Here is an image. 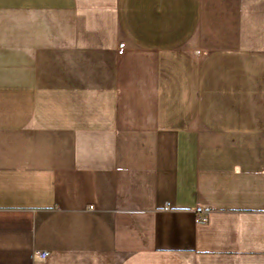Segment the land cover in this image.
I'll return each mask as SVG.
<instances>
[{
	"label": "crops",
	"instance_id": "0c3cea01",
	"mask_svg": "<svg viewBox=\"0 0 264 264\" xmlns=\"http://www.w3.org/2000/svg\"><path fill=\"white\" fill-rule=\"evenodd\" d=\"M0 264H264V0H0Z\"/></svg>",
	"mask_w": 264,
	"mask_h": 264
},
{
	"label": "built area",
	"instance_id": "2783aa9c",
	"mask_svg": "<svg viewBox=\"0 0 264 264\" xmlns=\"http://www.w3.org/2000/svg\"><path fill=\"white\" fill-rule=\"evenodd\" d=\"M210 211V207L204 204H196L193 207V219L195 222L203 221L206 217V214ZM38 256L45 257L47 251H37Z\"/></svg>",
	"mask_w": 264,
	"mask_h": 264
}]
</instances>
